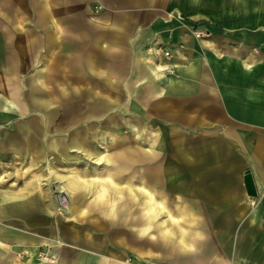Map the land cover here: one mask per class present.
<instances>
[{
    "label": "crops",
    "instance_id": "0c3cea01",
    "mask_svg": "<svg viewBox=\"0 0 264 264\" xmlns=\"http://www.w3.org/2000/svg\"><path fill=\"white\" fill-rule=\"evenodd\" d=\"M206 1L200 0V10L194 0H80L81 6L67 7L94 14L84 26L90 31L80 34V58L88 60L89 72H131L121 85L132 95L126 100L132 115L128 122L121 117L130 132L117 134L116 140L122 146L127 142L122 150L126 147L135 156L143 178L136 183L135 197L125 187L114 203H107L103 189L100 197L90 198V205L97 204L115 220L104 215L103 237L96 233L101 227L93 225L98 219L93 212L86 220L74 218L66 236L58 222L71 218L50 216L54 211L40 190L24 196L4 193L0 250L20 257L31 245L37 246L35 256L41 248L57 256L39 264H264V0H215L211 8ZM176 12L183 14L182 20L168 15ZM196 12H201L200 27L207 31L202 37L194 36L185 20ZM8 28L15 31L16 24ZM161 42L172 51L171 58L148 57L146 46ZM159 64L170 71H161ZM41 70L33 83L41 80ZM10 95L9 101L0 100L8 110H21L24 99L38 107L49 105L40 94L24 96L14 89ZM90 107V113L97 111V106ZM130 119L139 121L138 130L130 129ZM31 134L27 128L9 133L8 146L26 156L33 150L27 143L34 139ZM87 134L91 142L103 135ZM150 136L155 141L151 145ZM104 137L112 152L107 129ZM87 150L97 162L110 161L114 174L118 166H126L106 153ZM35 153L42 156V147ZM247 173L255 189L251 195L244 181ZM70 185L76 187L69 195L73 212L89 195L83 183ZM50 196L59 207L55 192ZM142 199L153 212L167 211L175 236L164 240L155 216L150 227L143 224ZM181 206L190 222L181 217ZM133 222L143 224L140 231ZM179 222L185 231H179Z\"/></svg>",
    "mask_w": 264,
    "mask_h": 264
},
{
    "label": "rangeland",
    "instance_id": "374dc122",
    "mask_svg": "<svg viewBox=\"0 0 264 264\" xmlns=\"http://www.w3.org/2000/svg\"><path fill=\"white\" fill-rule=\"evenodd\" d=\"M194 1L195 7L200 10V0ZM81 4L80 0H0V100L9 101L13 98L10 94L14 89H18L24 96H28L31 92L35 95L40 94L41 97L48 99L49 103L38 107L31 100L24 99L21 110H8L0 106V196L4 193L24 196L37 188L44 193L48 209L54 211L50 216L71 218L70 221L58 222L59 225L62 223V233L66 236L71 233L69 226L74 218L86 220L88 212H93L98 218L93 225L98 224L101 227V230L94 227L97 232L94 228L93 231L98 233L99 237H103V218L106 214L97 208V204L90 205V198L100 197L99 190L103 189L107 203L109 201L114 203L124 195L122 191L125 187H131L128 193L131 197H135L136 183L138 179L143 178V175L136 171L135 156L129 154L126 147L122 150L127 142L122 146L121 142L116 140L119 138L117 134L130 132L127 124H122L121 117L125 116V122H128L127 117L130 118L132 115L133 111L127 103L128 98L131 101L132 95L122 91L121 85L122 81L126 83V78L131 77V72H89L88 60L80 58L83 51L80 34L90 31L84 26L90 20V15L94 16V14L67 11V7L81 6ZM206 4L211 8L215 5V0H207ZM30 8H32L31 12ZM196 13L185 20L190 22L193 35L202 37L207 35V31L200 27L203 21L201 12ZM168 15L176 16L179 20L184 17L183 14H180L182 16L180 17L178 12L175 15L173 13ZM14 24H16L15 31L8 28L9 25ZM197 29L203 31L199 36L196 34ZM166 50H169V55L165 54ZM146 52L148 57L157 56L167 60L172 56V51L162 42L159 45L158 43L147 45ZM41 67L42 78L33 83L32 78L36 72H40ZM161 67V71H170L168 66L162 64ZM91 105L98 107L96 112L90 113ZM45 121L49 123H44ZM89 122L91 124H88ZM138 125L137 119H130L129 126L130 129L133 128L132 131L138 130ZM20 128H27L34 138L27 141L33 150H30L26 156L25 153L8 146L6 137L9 133H16ZM106 129L113 139L112 152L107 151L111 141L104 137ZM83 133L103 135L91 142L87 140L88 134L81 135ZM163 137L164 134L161 132V139ZM75 142H79L81 146H73ZM154 143V137L150 136V145ZM103 144L104 148H102ZM161 146L162 143L158 141L157 147ZM41 147L42 156H36L35 150ZM87 149L106 153L126 165L125 170L121 172L123 177L113 173L110 161L97 162L92 152H87ZM74 174L81 176L77 177ZM81 183L83 188H86L85 195L89 197L86 199L84 197L81 202L78 199V210L72 212L73 205L69 195L76 187L70 184L78 186ZM52 192H55V197L58 198L59 207L58 202L51 201ZM161 196H164L168 202V195L164 191ZM145 201L142 199L141 205L144 207L143 224L146 223V227H150L149 222L155 216L154 221L155 223L156 220L159 221L156 224L162 238L167 240L175 236L174 223L166 219L167 211L153 212L150 207H146ZM251 204L254 205L255 202L251 201ZM131 208L135 210L136 206ZM179 208L181 217L190 222L185 207ZM170 212L173 214L171 209ZM106 216L113 220L109 214ZM133 223L140 231L143 224L138 226L136 222ZM0 224L2 225V222ZM178 225L179 231L181 229L185 231V227L180 222ZM84 227L87 228L88 224ZM116 234L117 239L120 240V231ZM190 238L191 235L188 240ZM36 247L26 245L24 248L27 250L20 253V257L18 252L8 254L7 249H1L0 264H13L16 261L19 264H39L43 259L46 262L57 259L56 255L50 254L45 248H41L35 256Z\"/></svg>",
    "mask_w": 264,
    "mask_h": 264
},
{
    "label": "water",
    "instance_id": "95a60500",
    "mask_svg": "<svg viewBox=\"0 0 264 264\" xmlns=\"http://www.w3.org/2000/svg\"><path fill=\"white\" fill-rule=\"evenodd\" d=\"M244 181H245V185H246V189H247V192L251 195V194H254L255 193V189H254V185H253V182H252V178L250 176L249 173H247L245 176H244Z\"/></svg>",
    "mask_w": 264,
    "mask_h": 264
},
{
    "label": "bare ground",
    "instance_id": "6f19581e",
    "mask_svg": "<svg viewBox=\"0 0 264 264\" xmlns=\"http://www.w3.org/2000/svg\"><path fill=\"white\" fill-rule=\"evenodd\" d=\"M157 68H159V67H157ZM88 151V150H87ZM98 161H100V160H98ZM117 167V166H116ZM125 170V166H118V168L116 169V171H117V173L120 175V177H123V176H121V175H123V174H121V172H123ZM60 240H58V242L56 243V245H58L59 243L61 244V242H59ZM20 256V255H19ZM43 262H46L44 259H43Z\"/></svg>",
    "mask_w": 264,
    "mask_h": 264
},
{
    "label": "built area",
    "instance_id": "2783aa9c",
    "mask_svg": "<svg viewBox=\"0 0 264 264\" xmlns=\"http://www.w3.org/2000/svg\"><path fill=\"white\" fill-rule=\"evenodd\" d=\"M202 32H203L202 30H199V29L196 30V34H197L198 36H199ZM158 48L160 49V47H158ZM159 49H158V50H159ZM165 54H166V55H169V50H166V51H165Z\"/></svg>",
    "mask_w": 264,
    "mask_h": 264
}]
</instances>
